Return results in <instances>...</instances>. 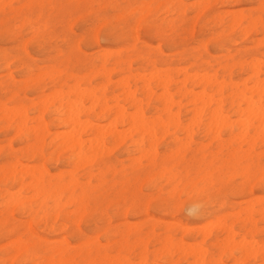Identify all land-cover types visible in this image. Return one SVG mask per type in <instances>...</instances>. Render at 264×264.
Segmentation results:
<instances>
[{"label": "rangeland", "instance_id": "374dc122", "mask_svg": "<svg viewBox=\"0 0 264 264\" xmlns=\"http://www.w3.org/2000/svg\"><path fill=\"white\" fill-rule=\"evenodd\" d=\"M8 1L9 0H1L0 4L7 2L8 4H18V5H25V4L56 5L57 6L56 8L48 9V11L53 14H59L62 17H67L69 26L70 27L73 25L75 26L74 30H78L77 35L79 36L80 39L76 45L77 51L75 52L74 57L71 59L70 63L66 60H57L56 54L45 57V60H47L50 64L55 62L57 64H62L63 67L52 70L48 73H45L44 75L39 74V70H37L38 78L36 77L34 80H31L30 84H27L25 86L24 88L25 98L21 101L18 98L16 80H14L13 77L16 78L20 77L21 74L20 68H22V66L10 67L4 62V49L5 47L11 49V41H5L3 39L4 37L3 28H2L3 20L0 19V28H1L0 29V33H1L0 35L1 36L0 37V146H1L0 161L2 159V161L0 162V241H2L4 238L5 214L7 213L9 218H11L13 212L15 211L16 203L19 198L18 196V198L15 199L17 197L15 194L18 195L21 192L27 194L26 195L27 200L29 198L32 199V200H28L30 206L28 208L27 213H25V215H35L31 207L32 203H35L37 205L36 211L43 209L45 212L43 218L44 220L42 221V223L43 222L44 223H43V227L41 228V235H43L42 237L51 241H55L57 239L65 240L66 236L72 235L69 229L70 228L69 221H70V217L72 216V213L69 212L68 209L73 208L74 206L77 207L79 206V204L77 203L74 204L73 202H69V200L73 196L80 195L83 189L86 194L85 200H89V199L95 200V199H102L105 197H114L122 206V210L114 213L118 221V224L114 226V228L117 229V231H114L112 233L111 242L105 241L103 245L98 246L95 249H92L88 247L86 241H82L80 244H71V241L69 240L70 247L56 249V250L45 249L43 255L41 256V259H45L51 262L52 264H63V262L66 263L67 261L68 262L66 264H74V263L104 264L105 261H111V259H113L114 257L118 258V256L111 255L108 252L111 250V248L116 247L118 252L122 248L127 252H129L131 255L135 256L137 259L157 260L160 258V256H166V259L169 261V264H171V262L175 264H189V263L192 264L194 262V259H191L190 257L186 256L187 255L186 253L183 254L182 250L179 252L178 251L176 252L175 250L176 254L175 252L173 254L164 253L165 252V251L163 252L164 244L165 243L170 244L173 241H175V249H176L178 246H180L178 244H180V242L182 241L181 243L183 246L182 249L184 248L183 250L187 249L185 247V244L186 246L190 244L191 246L188 245V248L191 249H193L192 247H194L193 244L198 245V247L200 248V246H202L205 243L204 236L206 235L208 230L209 233L212 234L214 239L216 236L220 235L219 232L221 230V227L224 226L225 224H227L226 226L233 225L234 235L249 234L250 230L254 227V225L256 227V234L257 235L259 234V225L264 223V220L259 215V213L254 214V219H255L254 223H250V222L245 223L246 221L244 220L247 219V214L249 212V210L247 212L245 208L250 207V204H251V208L249 209H254L256 212L260 210H264V187L261 186L262 178H264V164H262V160H264V150H262L264 149V137L259 136L260 139L256 138L257 140L254 139L253 137L254 141L253 140L249 141L250 137L256 136L258 133L261 134L262 132H258L254 127L247 129L249 126H247L248 123L246 122H245L247 126V128L245 126V128L247 129L246 133L249 134L248 136H250V137L248 136L246 137L248 141L246 140V138H242V140L239 139L238 141L237 140L238 138L235 137V135L237 136V134L240 133L241 129L245 133L246 129H243L239 124H242L244 122L243 120L246 118L245 117L246 115L247 117L249 116V119L253 118L250 117V113L251 114L253 113L252 109L255 108L258 109V107L255 105L258 104V102L255 103V101H257L258 99L256 97L252 99V101H254L255 104L253 102L250 103V101L248 102V104L249 103L252 105L254 104L256 106L255 107L253 105L255 108L253 106L252 108L250 105L248 106V104H246L247 101H245L246 103L240 101L241 104L236 102L234 103V105H232L231 101L229 100V96H228L229 94L226 91L224 96L226 98V102L223 105H221L222 107L221 110V109H217L219 105L217 100L220 99V96L214 93L213 100L215 99L214 100L215 102L212 100L211 106L207 104L208 108H205V111L203 110L204 111L203 114L201 112L202 115H200L199 113L200 115L199 117L201 119L196 123L195 121L197 119L195 120L194 117H196V114L198 117V113L194 114L193 111L196 110L195 107L199 108L200 110V108H204L207 105L206 102H202V101L199 102L200 104L193 102L190 103V101H192V97L186 96L184 94L183 87L185 85L183 84L184 83L183 80H185V76L187 73L191 76L194 74V72L201 71V69L203 68L202 64L205 63L208 64L209 76L212 75L213 79L216 78L219 81H222V78L226 77L228 80V77L231 76V78L234 81L237 82L246 81L248 88L252 86L253 80H250L251 77L250 69L244 66H240V63L238 62H230V61H231V57L236 54L232 50L236 49L237 51H239L238 44L247 43L250 47H254L258 51L259 46L256 47V44L253 42L256 40L260 41V39L262 38L261 32L259 30H254L249 35L246 34L245 36H243L239 41L228 42L224 38V29L221 27L220 22L223 17L227 16V14L229 15V10L237 5H244L247 11L250 10L258 11V5L261 3V0H240L239 3H233L231 1L226 2L225 0L223 1L208 0L207 3L205 2L207 0L205 1L204 0L203 1L201 0H12L11 3ZM99 4L122 6L114 10L120 14L119 16L115 17V23H119L121 18H125L128 15L136 12L142 13L143 16H148L150 13L156 12L158 15L160 13H163L164 17H170V11L168 9H153L147 7L137 8V7H129V6L187 5L188 7L183 9V13L193 11L192 6L211 5L214 7L211 9L207 7H200L196 9V14L194 16L188 17L187 20L182 18L181 25L187 23L188 27L187 28L181 27L179 32H177L174 37L162 42L152 32L142 28L139 23L136 24V28L139 29L137 32L133 31L131 27H128L127 29H120L119 31H117L113 27V23H114L113 18L98 19L94 15V13L99 12L100 11L99 9H90L87 7H83L88 5H99ZM171 11H176V10L173 9ZM209 12H211L212 14L208 15ZM183 13L178 12L177 14L183 16ZM90 14L92 15V18ZM220 14L221 17H218ZM86 17L87 18L90 17L89 18L90 21L93 22V27L91 29L86 28L83 24L82 26L79 25V23L81 24V20ZM257 20H259V18H257ZM112 35L114 36L113 38ZM197 37H206V39L203 38L197 39ZM110 41L111 43H109ZM88 45H90L91 48H89L90 46L88 47ZM126 46H130V47L136 46L140 53H130L125 50H121L123 49V47ZM48 51L53 52V48L49 47ZM107 51H111L113 53L120 51L121 52L120 57L124 61L127 58H130L131 69L129 70L126 65H122L121 67H115L113 58L109 59V62L104 64L105 60L103 58V55ZM147 55H149V58L153 62H155L156 71L158 72V75L160 74L159 75L160 77L156 75L157 74L156 71H155L156 74L154 75V73L152 72L153 68L151 67L150 63L142 60L143 58L144 59L147 58ZM9 64H11V61H9ZM225 66H227V68H225ZM159 69L161 70V72ZM178 69H180L181 71L180 70L177 71ZM149 73L150 74L153 73L154 75V77H152L149 82L151 87L150 91L153 92L152 94H154V96L151 99L150 97H148L150 94H147L146 92L147 90H144V92L141 91V89L142 90L144 89L143 86H145L144 85L145 83L144 81L138 78L139 77L138 75H143V74L148 75ZM165 74L166 75L168 74L167 76L169 77V79ZM163 75L166 76L167 78H164ZM155 76L156 77L158 76L157 80H154ZM162 79L163 80L166 79L165 81L168 80L169 84L166 83L167 86L169 85L168 86L169 89L166 90L169 93L168 96L165 95L167 92L165 91V89L163 90L164 86L162 87L161 86L162 84L158 82L159 80L161 81ZM172 80H174L175 82ZM125 81L126 84L127 83L129 84H127L126 87H123V85H125ZM108 82L110 84H108ZM162 83H164V81ZM106 84L108 85L106 86ZM77 85L82 89L80 90L79 88H77L76 87ZM75 87L76 90H74ZM185 87L188 90H195L196 93L201 91L200 88L194 87V83L190 81L187 82ZM70 90L71 93L69 94ZM72 90H74L75 93L77 92V90L79 91L75 94L73 93ZM89 90L92 91L93 96L87 97L91 95L88 93ZM135 90L137 91L136 101L138 102L139 100L140 102L142 101L141 107H140L141 104L140 102L139 105L133 104L132 99H129L130 96L129 94L125 96L126 93H128L127 91H130L131 94ZM216 90L217 89H215V91ZM56 92L59 95L62 93H63L62 95H64V93L66 92L67 93L64 96L62 95L59 96L56 94ZM79 92L80 93L84 92V93L80 94ZM162 92L163 94L165 92L166 93L162 96L161 95ZM171 93L172 95H170ZM51 94L52 96L50 97ZM82 94H86L83 95L85 97H83ZM96 95H97L96 98L97 104H94L95 101L93 100H95ZM54 96L57 99L58 97L59 98L61 97V99L56 100ZM81 96L83 98H81ZM166 96L167 97L171 96L173 99L172 106H171L172 100L171 101L169 100L170 102L167 100V103L168 102L170 103L169 108L172 107L171 109L168 108V105L165 104L166 101H164L165 99H170L171 97L166 98ZM53 97L55 100L52 99ZM75 97L76 99L81 98L79 100L77 99V105H79L77 106V109L79 112L76 111L77 109L75 110L76 115L80 113L78 116L73 115L74 112L73 108L76 106ZM49 99H51L52 102ZM45 100L48 101L49 103L46 104V106L49 105L47 109L46 106L45 107L43 106V104H45L44 102ZM70 100L71 101L74 100L72 101L74 106L71 105L72 102H70ZM81 100L82 102H80ZM104 100H107L105 102L107 105H109V107L106 106ZM176 101L177 102L179 101V103L177 104ZM42 102L44 103L42 104ZM216 102L218 104H215ZM61 103L64 104L60 105ZM91 103H93L94 106L96 105L95 110H94V106ZM69 104L71 105V107H73L72 108L73 112L71 111V108L69 109L70 106ZM116 104H118L117 107L119 105L120 106L118 108L112 107L113 105L115 106ZM91 105L92 108L90 109ZM82 106L87 109H85V111L84 109L82 110ZM209 106L211 108H209ZM105 107L106 108L108 107L107 108L108 110L106 109L105 111L104 110ZM249 107L252 109L248 110L250 109ZM119 108H121V110L124 111L125 115L123 117L125 118L128 116L127 118L123 119V117L120 116L118 117L115 115L117 113L116 110L119 111ZM7 109L11 111L13 110L15 111L17 109L18 112H16L17 110L15 111L17 117L16 118L13 117L12 116L13 113L12 115L9 116V113L11 114V111L5 112L7 111ZM163 109L166 111H164ZM213 109L214 111L216 109L221 110L220 113L224 115V116L223 115L219 116L221 114L217 113L216 110L213 116L215 117V119L218 116L217 122L219 117L220 118L223 117L224 119V117L225 116L227 117L228 115L227 118L231 119L233 125L235 124L234 135L231 134V132H229L227 128H224L223 126H222L223 129L221 128L219 131L215 129L216 128L215 126L212 127L209 125L212 122L211 118L213 117L212 116ZM257 109H255V111L257 112L254 111V113L256 114L258 112L261 113L260 111L261 107L260 109L258 110ZM88 110L89 112L91 110V114L86 112ZM92 110L94 111L92 112ZM199 110L197 109L196 112H200ZM43 111L45 113H43ZM66 111L72 113L70 114L72 118L69 117L70 115ZM103 111L105 112L103 113ZM141 111H142V115L144 114L143 116L145 117L144 118L141 115L143 117L141 118V120H143L144 122L146 121L144 126L147 125V127L145 128H148V126H150L149 129H151V126H154V132H151V134L152 135L154 134V136L152 137L153 140L158 139L157 142L156 140L152 142L153 141L152 138H151L152 141L150 139H149L150 141L146 140L150 136L148 135L149 131L146 132L144 127L141 126V128L138 129L140 132L136 129L140 127L139 124H137L141 122V120L139 122L140 118L138 120L135 119L134 122H131L133 121L134 117L138 118V116H140ZM21 112H23L24 116H20ZM100 112H102V115ZM133 112L135 115L132 114ZM81 113H83V115H81ZM215 113L217 116H215ZM260 113H258V115L264 117V115L262 114L260 115ZM167 114H169V116ZM72 115L75 117H73ZM258 115L257 118L259 117ZM37 116L38 117L41 116V118L43 117L44 122L42 121V119L38 118ZM115 116L117 117V119L114 118ZM170 116L171 118L172 117L173 118L170 119ZM175 116L177 117L175 121L179 119L180 122L177 121L178 123H175L174 121H172L174 120ZM1 117L3 119H1ZM23 117L25 119H23ZM76 117H78L79 119ZM130 117H132L133 119L131 118L132 120H130ZM155 117H157L158 119L153 121L152 119H154ZM179 117L181 118V120ZM12 118H15L14 121ZM73 118L79 120L78 121L79 122L78 125L80 124L79 126L75 125L76 120H74ZM239 118L243 119L242 120L243 122L239 121ZM71 119L74 120V123H71L73 122ZM160 119L161 122H159ZM66 120L68 122H66ZM83 120L84 121L89 120V122L87 121L88 123L92 122L91 123L92 127L89 124L84 123ZM115 120L116 123H114ZM150 120L153 121V124L155 125H152V122L150 124L148 122ZM248 120L246 121L248 122ZM251 120L252 119H250L249 121ZM256 120L252 121V123L249 122L250 123L249 125L250 126L253 125L258 128V126H256L258 125L257 124L258 121L256 122ZM261 120L264 119L262 118ZM128 121H130L131 123ZM221 121L222 118L219 120V123H221ZM238 121L240 123H238ZM81 122L84 125H89L85 127L87 128L90 127L89 128L90 130L87 129L85 132H82L81 129L83 130V128L84 129L86 128L84 127V125L81 124ZM109 122L110 123L113 122V124L112 123L110 124ZM108 123L112 127V129L114 127L117 131L119 130L118 134L121 131L124 135L128 133L129 137L128 136H125L124 138L122 137L123 138V141L121 142L122 145L121 143H118L121 141V138H119L120 135L118 136V134L115 133L116 130L113 129L114 131L113 130L112 131L115 134H117L119 141H116L117 139L115 134L112 135L109 133L108 136L107 133L105 135V129H106L105 127L110 128V126H108ZM132 123L133 125H135L134 127L135 132L131 130V127L133 128V126H131ZM188 123L190 124V126H192L191 128H193L194 132H191L192 129L188 127L189 126ZM194 123L196 126H194ZM258 123L259 126H262L260 122ZM41 124H42V131H40ZM159 124L160 127L158 126ZM162 124L164 125L168 124L169 127L167 125L168 128H166L165 126L164 129V126ZM174 124L178 125L177 129ZM245 124L243 123L242 126H244ZM81 125L83 126L82 128ZM72 126H74L75 128L79 127V130L77 129L79 132L76 129L75 132L79 133L80 135L79 137V135L77 134L78 137L80 138L79 140L77 139L78 142L83 140L81 143L79 142L81 146L78 145L80 147V151L82 152L79 151V148L75 145V143L73 144L71 142V139L74 140L73 137L69 139L70 136H72V133L70 132H74V131L68 132V130L72 129ZM98 126L99 127L101 126L102 129H100L101 127L99 128ZM219 126H217L218 129L220 128ZM74 127L72 130H74ZM94 128L96 130H98V128L100 130H104L103 131L104 140L102 139L103 137L101 138L102 143L100 141L99 142L94 141V137L96 139L98 138V136L96 137V135H94L95 132H98ZM142 128L145 130L146 133H144ZM32 129H37V130L32 132ZM126 129L131 130V132L129 130L127 131ZM189 129L191 130L189 131ZM165 130H169V132ZM259 130H261V128ZM17 131L19 132V134ZM80 131L82 134L80 133ZM107 131L109 130L107 129ZM253 131L255 132L253 133ZM42 132L43 135L41 138ZM47 132H50L51 134L50 133L48 134ZM59 132L63 133V135L62 134H60L62 136L58 135ZM66 132H68L69 134ZM133 133L136 134L132 135ZM140 133H142L141 138H140L141 135ZM164 133L167 135H165ZM100 134L101 133H99V136H101ZM191 134L194 135H192L193 137L190 139ZM162 136L163 138H161ZM261 136H264V133ZM54 137L55 139L53 140ZM213 137L215 138L214 140ZM233 137L236 139H234ZM127 138L128 140H126ZM142 139L145 140L143 143L145 151L139 150L135 145L136 142H138L139 140L143 141ZM174 139H177V141L176 140L174 141ZM89 140L90 142H88ZM91 140L96 142L97 145L98 143H100V145L105 146V147L102 146L101 148L103 149V154H101L102 156L99 155L100 158L98 156L99 154L98 150L97 151L95 150L100 147H96L97 145L93 142V144L95 145L94 146ZM187 140L188 142H186ZM85 141H87V143H85ZM155 142L157 147H155L154 144ZM227 142L230 143L228 144L229 147L227 145ZM249 142L251 143L249 144ZM106 143H108L109 145ZM152 143L154 146L152 145ZM188 143L189 145H187ZM149 144H151L152 146ZM184 144H186L187 146H185ZM201 144L205 145L206 147L205 149L206 153H204L205 155L197 152ZM74 145L76 146L75 148ZM88 145L90 146L88 147ZM241 145H243L244 147ZM6 146H7L8 157L12 160V163L8 167L7 175H5V164H4L6 158V153H5ZM248 146L251 147L252 150L251 152ZM106 147L108 149L110 148V151L108 153H105L106 152L105 150H107ZM149 147L150 149L151 147H153L154 149L156 148L155 151L152 148L153 150H151L152 152H150L152 156L149 155L150 153H146V151H150ZM184 147L186 148L184 149ZM63 148H66V150ZM86 148L88 150H86ZM111 148L113 150H111ZM246 148L248 149V151ZM92 150L95 151V153L98 152L96 157L94 156L95 154L92 156L93 154ZM231 150L235 151L236 153V157H237L236 162L234 159L230 158L229 151ZM59 151H61V153ZM153 151L156 153H153ZM261 151H263L262 152L263 154L261 153ZM81 153L85 155H82ZM145 153L146 155L148 154L149 157L148 155L146 156ZM79 154H81L80 159L82 160L75 159L76 157L77 158L79 157ZM142 154L147 158L144 157V159L142 160L143 158ZM154 154L155 157L153 156ZM90 155L92 158L95 157L93 158L94 159L93 161L91 160L93 163L89 159H87L90 158L89 157ZM83 156L90 163V164L86 163L87 166L84 165V167H82L83 165L80 166L81 163L77 165L79 161L83 163L86 162V160L82 158ZM139 156L142 157L140 158ZM135 159L136 160L141 159V161L140 160H138L139 162L137 161L140 164L135 162L136 161ZM16 163L23 165L24 168H27L26 166H28L31 168V170L33 169L32 166H36V168L37 167L41 168L42 166H44L42 171H40V169L38 170L39 172H42L40 174L44 176L45 183L47 184L49 182L51 184L50 185L51 187L48 189V193L41 196H37L35 199L34 195L36 194L35 192L36 190L31 188V186L34 185V184L31 185V183L33 182L32 179H30L29 177L25 178V180L22 182L23 184L13 180L11 181L9 179L10 178L9 173L11 171L10 169L12 168V166L14 167V164ZM150 164H152L153 166ZM221 168L227 171L229 182L235 181L237 179L240 180V183L236 186L235 191H229V193L226 194L224 198L218 201H214L213 204L209 206L202 207L200 204L196 203L193 200V198L190 196H186L183 200H181L180 193L184 192L185 188L189 186L194 187L196 184L202 182L212 172H218ZM244 169L248 170L249 172L248 177H244V174L242 172L244 171ZM45 171L49 175L46 174ZM92 172H93V176H91ZM171 173L173 176H171ZM169 177L172 178L170 179ZM71 181L73 182V184L71 183V186L69 187L68 184H70ZM15 184L17 186H15ZM7 185L8 188L6 187ZM148 185H151L153 187H151L150 192H145V189L149 187ZM257 185H259L261 189H259ZM18 189L21 190L19 191ZM163 189H168V193H165ZM54 190L58 191L57 194H59L60 197V203L58 205L54 202V199H56L57 196ZM16 191H18V193H16ZM13 197L15 198L13 199ZM173 197L175 198V202H173ZM11 198L17 201H15V203L12 202L11 204V200H12ZM251 199L254 201V203L251 202L252 201ZM8 200L10 201L9 203L6 202ZM188 200L189 202L191 200V202L189 203ZM5 203L8 204L6 205ZM183 207L185 208L183 209ZM200 209H203L204 212V217L201 219L196 217L197 212ZM202 219L204 220L202 221ZM169 222L172 224H170ZM218 224H220V226ZM86 227L88 228L87 234L89 235V237H91V235L93 234L99 235L95 222L93 223V227H88V226ZM203 229L206 230L205 233H203L204 232ZM223 237L224 236H221V239H223ZM183 242H185V244ZM207 242H208V246L212 247L211 239L207 240ZM196 245L194 249L197 248ZM161 247H162V253L160 250ZM0 251L4 252V253L0 252L1 254L0 260L11 261L12 259L16 258L15 255L5 254L4 245L2 243L0 244ZM143 252H146V254L143 255Z\"/></svg>", "mask_w": 264, "mask_h": 264}, {"label": "snow or ice", "instance_id": "6c2138e0", "mask_svg": "<svg viewBox=\"0 0 264 264\" xmlns=\"http://www.w3.org/2000/svg\"><path fill=\"white\" fill-rule=\"evenodd\" d=\"M56 5L46 4H0V19L3 20L4 40L11 41V49L5 47L4 62L10 67H19L21 75L16 80L18 98H25L24 88L34 80L39 70V74H45L57 68H62V64L55 62L49 63L45 60L46 56L57 55V60H66L69 63L77 51L76 45L79 41L77 35L78 30H74L75 26H69L67 17L59 14H53L48 9L56 8ZM90 9H99L94 13L98 19L113 18V27L119 31L131 27L133 31H138L136 24L139 23L142 28L152 32L162 42L169 40L179 32L180 28H187L188 24L181 25V19L187 20L196 14V9L207 7L209 9L214 6H192L193 11L183 13V9L187 5H137L129 7L137 8H153L168 9L170 17H164L163 13L157 15L156 12L143 16L142 13L136 12L121 18L119 23H115V17L120 14L114 11L122 6L117 5H88L83 6ZM175 9L176 11H171ZM183 13V16L177 13ZM212 13L209 12L208 15ZM91 15V14H90ZM259 18V23H257ZM81 23L91 29L93 22L89 18L82 19ZM221 27L224 29V38L228 42L239 41L246 34H250L254 30L261 32L259 50L250 47L247 43L238 44L239 51L233 49L236 54L231 57L230 62H238L244 67L251 69L253 63L258 60L260 73V106L261 114L264 115V0L258 5V11H247L244 5H237L229 10V15L221 20ZM107 30V29H106ZM206 39V37H197V39ZM49 47L53 48V52H49ZM11 61V64H9ZM264 150V149H262ZM6 158L5 175H7L8 167L12 160L8 157L7 146L5 149ZM264 164V160H262ZM240 180L228 181V173L225 169L218 172H212L202 182L194 187L185 188L180 193L183 200L186 196H190L193 200L203 206L212 205L214 201H218L229 193L235 191ZM261 186L264 187V178H262ZM171 187V186H169ZM151 186L145 189L150 192ZM168 193V189H163ZM24 192L19 194L15 211L11 218L5 214L4 238L0 243L4 245L6 255H15V259L11 261L0 260V264H50L49 261L41 259L45 249H61L70 247L71 244H80L86 241L88 247L95 249L101 246L105 241L111 242L112 233L117 231L114 228L118 224L114 213L122 210V206L114 197H105L102 199L85 200L79 204L69 208L72 213L69 221L71 236H66L65 240H47L41 235L43 227V218L45 212L43 209L36 211L37 205L31 204L35 215H25L29 208V202ZM173 202L175 198L173 197ZM98 229L99 235L87 234V227H91L93 223ZM166 254L175 252V241L165 243L164 249ZM200 250L206 253L204 264H264V223L259 225V234L251 231L249 234H239L228 236L218 245L208 246V242L200 246ZM110 254L119 258L111 261H105L104 264H169L166 256H161L157 260L137 259L124 249L117 251L116 247L111 248Z\"/></svg>", "mask_w": 264, "mask_h": 264}, {"label": "bare ground", "instance_id": "6f19581e", "mask_svg": "<svg viewBox=\"0 0 264 264\" xmlns=\"http://www.w3.org/2000/svg\"><path fill=\"white\" fill-rule=\"evenodd\" d=\"M0 1H1V0H0ZM11 1H12V0H9L8 2L11 3ZM201 1H203V0H201ZM204 1H205V0H204ZM222 1H223V0H222ZM225 1H226V2H227V1H228V2L231 1V2H233V3H239V2H240V0H225ZM205 2L207 3L208 0L205 1ZM220 2H221V1H220ZM5 3H7V2H5ZM221 5H222V4H221ZM229 5H230V4H229ZM256 7H257V6H256ZM204 10H205V9H204ZM250 11H251V10H250ZM202 12H203V11H202ZM225 13H227V12H225ZM201 14H202V13H201ZM157 15H158V14H157ZM227 15H228V14H227ZM87 16H88V15H87ZM218 17H221V14H220ZM89 18H90V17H89ZM91 18H92V15H91ZM198 18H199V17H198ZM201 20H202V19H201ZM81 21H82V20H81ZM78 22H79V21H78ZM195 22H196V21H195ZM257 23H259V20H257ZM73 24H74V23H73ZM76 24H77V23H76ZM76 24H75V25H76ZM79 25L82 26V23H81V24L79 23ZM82 28H83V27H82ZM0 29H1V28H0ZM102 30H103V29H102ZM82 31H83V30H82ZM135 32H137V31H135ZM84 33H85V32H84ZM100 33H101V32H100ZM140 33H141V32H140ZM0 35H1V33H0ZM248 35H249V34H248ZM105 36H106V33H105ZM0 37H1V36H0ZM113 37H114V36L112 35V38H113ZM135 37H136V36H135ZM109 38H110V37H109ZM3 39H4V38H3ZM134 39H136V38H134ZM1 41H2V40H1ZM135 41H136V40H135ZM85 42H86V41H85ZM119 42H120V41H119ZM119 42H118V43H119ZM3 43H4V42H3ZM83 43H84V42H83ZM92 43H93V42H92ZM109 43H111V41H110ZM114 43H115V42H114ZM120 43H121V42H120ZM120 43H119V44H120ZM222 43H223V42H222ZM253 43H255V44H256V47H257V46H259L260 41H259V40H256V41H254ZM104 44H105V43H104ZM107 45H108V44H107ZM164 45H165V44H164ZM89 46H90V45H88V47H89ZM103 46H104V45H103ZM115 47H116V45H115ZM89 48H91V46H90ZM93 48H96V47H93ZM121 50H125V51L130 52V53H140V52L138 51V49H137L136 46H131V47H130V46H126V47H123V49H121ZM102 51H103V50H102ZM141 53H142V52H141ZM148 53H149V52H148ZM84 54H85V53H84ZM120 54H121L120 51L115 52V53H113V52H111V51H107V52L103 55V58H104V60H105L104 64H106L107 62H109V59L113 58V59H114V66H115V67H121L122 65H126L127 68L130 70V69H131L130 58H127V59L124 61V60L121 59ZM142 60H143V61H146V62H148V63L151 64V67L153 68V71H152V72H153L154 75H155L156 72H157V71H156V64H155V62H153V61L149 58V55H147V58H145V59L143 58ZM96 61H97V60H96ZM134 64H135V63H134ZM240 66H243V65L240 64ZM202 67H203V68L201 69V71H196V72H194V74L191 75V76L187 73L186 76H185V80H183V81H184L183 84H184L185 86H186L187 82L190 81V82H193V83H194V87H198V88L201 89L200 92L196 93L195 90H188L185 86L183 87V92H184V94H185L186 96H191V97H192V101H190V103H191V102H193V103H199V102L202 101V102H206V105L208 104V105L211 106V104H212V100H213V94L215 93V94H217L218 96H220V99H219V100L216 99L217 102L219 103L217 109H221V108H222L221 105H223V104L226 102V98H225L224 96H225V93H226V91H227L228 94H229V95H228V96H229V100L231 101L232 105H234V103H236V102H238V103L241 104L240 101H243V102L247 101V103L245 102L246 104H248L249 101H250V103H251V102L254 103V101H252V99L256 97L258 100L256 99L257 101H255V103L258 102V104H255V103H254V104L258 107V109H260V107H261V106L259 107V105H260V104H259V103H260V73H259L258 60H257L255 63H253L252 68L250 69V73H251V75H250V76H251V77H250V80H253V84H252V86L249 87V88L247 87L246 81H243V82L238 81V82H237V81H234V80L231 78V76L228 77V80H227L226 77L222 78V81H219V80L216 79V78L213 79V78H212V77H213L212 75L209 76V71H208L209 68H208V64L203 63V64H202ZM225 68H227V66H225ZM12 69H13V68H12ZM159 70H160V69H159ZM179 70H180V69H178L177 71H179ZM108 71H109V70H108ZM155 71H156V72H155ZM180 71H181V70H180ZM185 71H186V70H185ZM185 71H184V72H185ZM57 72H58V71H57ZM160 72H161V70H160ZM162 72H163V71H162ZM17 73H19V72H17ZM110 73H111V72H110ZM153 73H152V74L149 73L148 75H147V74H145V75H144V74H143V75H138V76H139L138 78H139L140 80L144 81V83H145V84H144L145 86H143L144 89H143V90L141 89V91L144 92V90H147V91H146L147 94H150V95H151V96H150V95L148 96V97H150V99L154 96V94H152L153 92L150 91V90H151V89H150L151 87H150V83H149L150 80H151V78L154 77ZM185 73H186V72H185ZM14 74H15V73H14ZM161 74H162V73H161ZM179 74H180V73H179ZM20 75H21V74H20ZM43 75H44V74H43ZM108 75H109V74H108ZM131 75H132V74H131ZM156 75H158V72H157ZM159 75H160V74H159ZM159 75H158V76H159ZM165 75H166V74H165ZM167 75H168V74H167ZM167 75H166V76H167ZM14 76H15V75H14ZM158 76H157V77H158ZM161 76H162V75H161ZM163 76H164V75H163ZM166 76H164V78H167V77H168V76H167V77H166ZM214 76H215V75H214ZM109 77H110V76H109ZM157 77L155 76L156 79L154 78V80H157V79H158ZM159 77H160V76H159ZM18 78H19V77H18ZM37 78H38V77H37ZM126 78H127V77H126ZM126 78H125V79H126ZM147 78H149V79H147ZM122 79H123V78H122ZM127 79H128V78H127ZM159 79H160V78H159ZM168 79H169V77H168ZM47 80H48V79H47ZM109 80H110V78H109ZM123 80H124V79H123ZM128 80H129V79H128ZM128 80H127V81H128ZM148 80H149V81H148ZM154 80H153V81H154ZM165 80H166V79H165ZM165 80H163V79L161 80L162 82L164 81V83H162L160 80H159L158 82H160V84H162V85H161L162 87L164 86L163 90L165 89V91H166V90L169 89V87H168L169 85L167 86V84H169V83H168V80H167V81H165ZM138 81H139V80H138ZM172 81H174V80H172ZM179 81H180V80H179ZM183 81H182V82H183ZM73 82H74V81H73ZM109 82H110V81H109ZM109 82H108V84L111 83V82H110V83H109ZM158 82H157V83H158ZM174 82H175V81H174ZM180 82H181V81H180ZM112 83H113V82H112ZM166 83H167V84H166ZM48 84H49V83H48ZM93 84H94V83H93ZM108 84H106V86H107ZM113 84H114V83H113ZM123 84H124V83H123ZM127 84H129V83H127ZM127 84H126V81H125V85H123V87H126ZM158 84H159V83H158ZM176 84H177V83H176ZM183 84H182V85H183ZM116 85H117V84H116ZM156 85H157V84H156ZM171 85H172V84H171ZM79 86H80V85H79ZM121 86H122V85H121ZM159 86H160V85H159ZM76 87L79 88L80 90L82 89L81 87H78V85H77ZM76 87H75L74 90H76ZM128 87H129V86H128ZM180 87H181V86H180ZM32 88H33V87H32ZM37 88H38V87H37ZM50 89H51V88H50ZM98 89H99V88H98ZM100 89H101V87H100ZM102 89H103V88H102ZM105 89H106V88H105ZM127 89H128V88H127ZM215 89H217V90L215 91ZM35 90H36V89H35ZM74 90H72L73 93H75ZM124 90H125V89H124ZM129 90H130V89H129ZM131 90H132V89H131ZM29 91H30V90H29ZM31 91H32V90H31ZM78 91H79V90H77V92H78ZM89 91H91V90H89ZM89 91H88V93L91 94V95H89V96H87V97L93 96V95H92V91H91V92H89ZM95 91H96V90H95ZM105 91H106V90H105ZM125 91H126V90H125ZM67 92H69V91H67ZM67 92H66V93H67ZM77 92H76V93H77ZM96 92H97V91H96ZM96 92H95V93H96ZM127 92H128V93H126L125 96H127V95L129 94V95H130V96H129V99H132L133 104H134V105H139L140 100H139V102L136 101V92H137V91H136V90L133 91V92L131 91V92H132L131 94H130V91H127ZM148 92H149V93H148ZM166 92L168 93V91H166ZM166 92H165V93H166ZM178 92H179V91H178ZM30 93H31V92H30ZM32 93H33V92H32ZM66 93H64V95H65ZM70 93H71V90H70L69 94H70ZM73 93H72V94H73ZM76 93H75V94H76ZM79 93H80V92H79ZM81 93H84V92H81ZM81 93H80V94H81ZM86 93H87V91H86ZM88 93H87V95H88ZM121 93H122V92H121ZM123 93H124V91H123ZM154 93H156V92H154ZM158 93H159V92H158ZM165 93H164V94H165ZM167 93H166L165 95L168 96L169 93H168V94H167ZM56 94L59 95L57 92H56ZM62 94H63V93H62ZM62 94H60V95H62ZM102 94H103V91H102ZM147 94H146V95H147ZM164 94H163V92L161 93L162 96H163ZM60 95H59V96H60ZM64 95H62V96H64ZM67 95H68V94H67ZM83 95H86V94H82V96H83ZM94 95H95V94H94ZM107 95H108V94H107ZM159 95H160V94H159ZM170 95H172V93H171ZM33 96H34V94H33ZM51 96H52V94L50 95V97H51ZM78 96H79V95H78ZM82 96H81V98L85 97V96H83V97H82ZM123 96H124V94H123ZM138 96H139V94H138ZM162 96H161V97H162ZM167 96H166V98H170V97H171V96H169V97H167ZM4 97H5V96H4ZM54 97H55V96H54ZM54 97L52 98L53 100H55ZM79 97H80V96H79ZM87 97H86V99H87ZM146 97H147V96H146ZM159 97H160V96H159ZM55 98H56V97H55ZM62 98H63V97H62ZM81 98H79V99H81ZM96 98H97V95H96V97H95V100H93V101H95L94 104H97V102H96L97 99H96ZM100 98H101V97H100ZM100 98H99V99H100ZM126 98H127V97H126ZM144 98H145V97H144ZM163 98H164V97H163ZM163 98H161V99H163ZM47 99H48V97H47ZM58 99H61V97H60V98L58 97ZM58 99L56 98V100H58ZM77 99H78V98H77ZM77 99H76V97H75V100H76V106L74 107L75 109H74L73 107H71V105L74 106V105H73V102H72V101H74V100H72V101L70 100V102H72V103H71V105L69 104V105H70V106H69V109L71 108V111H72V108H73V111H74V112H73V111H72V112H73V115H75V116H78V115L80 114V113H78V115L75 114L76 111H78L77 106H79V105H77ZM79 99H78V100H79ZM93 99H94V98H93ZM105 99H106V98H105ZM107 99H109V98H107ZM49 100L51 101V99H49ZM66 100H67V99H66ZM66 100H65V101H66ZM113 100H114V99H113ZM141 100H142V99H141ZM158 100H160V99H158ZM167 100H168V101H169V100H170V101L172 100V101H171V106H172V104H173V99H172V97H171L170 99H165V100H164V101H166L165 104H167V105H168V108H169V107H170V106H169V105H170V103H169L170 101L167 103ZM214 100H215V99H214ZM214 100H213V101H214ZM99 101H100V100H99ZM105 101H107V100H104V103L106 104ZM149 101H150V100H149ZM44 102H45V104H43ZM44 102H42V104H43L44 107L46 106V104H49L48 101H46V100H45ZM46 102H47V103H46ZM51 102H52V101H51ZM51 102H50V103H51ZM80 102H82V100H81ZM80 102H79V103H80ZM141 102H142V101H141ZM141 102H140V103H141ZM176 102H177V101H176ZM207 102H208V103H207ZM214 102H215V101H214ZM217 102H216L215 104H218ZM34 103H35V102H34ZM39 103H40V102H39ZM67 103H68V102H67ZM79 103H78V104H79ZM98 103H99V102H98ZM104 103H102V104H104ZM178 103H179V101L177 102V104H178ZM250 103L248 104V106L250 105V106L252 107L254 104L252 105V104H250ZM40 104H41V103H40ZM63 104H64V103H63ZM63 104L61 103L60 105H63ZM84 104H85V103H84ZM91 104L94 106L93 103H91ZM163 104H164V103H163ZM175 104H176V103H175ZM175 104H174V105H175ZM199 104H200V103H199ZM82 105H83V104H82ZM88 105H89V104H88ZM92 105H91L90 109L92 108ZM117 105H118V104H116L115 106L113 105L112 107H117ZM188 105H189V103H188ZM203 105H204V104H203ZM203 105H202V107H203ZM208 105H207L206 107H204V108H200V110H199V108L195 107L196 110L198 109L200 112H196V110H195V111H193L194 114H195V113H198V117H199L200 115H202V114L204 113L205 108H208ZM255 105H254V106H255ZM67 106H68V104H67ZM80 106H81V104H80ZM83 106H84V105H83ZM83 106H82V110L84 109V111H85V109H87V108H84ZM95 106H96V105H95ZM95 106H94V110H95ZM106 106L109 107V105H107V104H106ZM119 106H120V105H119ZM119 106H118V107H119ZM121 106H122V105H121ZM141 106H142V103L140 104V107H141ZM178 106H179V105H178ZM210 106H209V108H211ZM239 106H240V105H239ZM239 106H238V107H239ZM254 106H253V107H254ZM256 106H255V107H256ZM48 107H49V105L46 106V109H47ZM61 107H62V106H61ZM108 107H107V108H108ZM110 107H111V106H110ZM112 107H111V108H112ZM118 107H117V108H118ZM198 107H199V106H198ZM245 107H246V106H245ZM253 107H252V108H253ZM255 107H254V108H255ZM7 108H8V107H7ZM10 108H11V107H10ZM64 108H65V107H64ZM107 108L105 107L104 110L106 111ZM171 108H172V107H171ZM171 108H169V109H171ZM247 108H248V107H247ZM249 108H250V107H249ZM252 108H250V109H248V110H251ZM5 109H6V107H5ZM13 109H14V108H13ZM60 109H61V108H60ZM60 109H59V110H60ZM76 109H77V110H76ZM80 109H81V108H80ZM109 109H110V108H109ZM114 109H115V108H114ZM166 109H167V107H166ZM169 109H168V110H169ZM217 109H216V110H217ZM255 109H257V108H255ZM255 109H252V112H253L252 114H253V115L250 113V117H253V118H250V119H252L251 121H249L250 119H249V116L247 117V115L245 116L246 118L244 117V118H245L244 120L241 119V118H239V121H241V122L244 121V122H243L244 124H245V122L248 123L247 126H249V127L247 128L246 124H245L244 126H242L243 123H242V124H239V125H240L243 129H246V128L249 129V128H253V127H254L258 132H262V133H261V134L258 133L256 136H252V137H250V136H248L249 134L246 133L247 129L245 130V133H244V131H242V129H241L240 133H238L237 136L235 135V137L238 138V139H237L238 141H239V139L242 140V138H246L247 136L250 137L249 141H250V140H253V137H254V139H256V138L258 139L259 136H260V137H264V136H261V135H263V133H264V123H263L264 120H261V119H262V118L264 119V117L258 115V113H260V112H258L257 114L254 113ZM258 109H257V110H258ZM16 110H17V109H16ZM16 110H15V111H16ZM25 110H26V109H25ZM42 110H43V109H42ZM75 110H76V111H75ZM82 110H81V111H82ZM94 110H92V112H93ZM107 110H108V109H107ZM111 110H112V109H111ZM141 110H142V108H141ZM163 110H164V109H163ZM203 110H204V111H203ZM216 110H215V111H216ZM221 110H222V109H221ZM221 110H217V113H220ZM248 110H247V112H248ZM10 111H11V110H8V109H7V111H5V112H10ZM15 111H14V110L11 111V114L9 113V116L12 115V113H13L12 116L16 118V117H17V114L15 113ZM40 111H41V109H40ZM69 111H70V110H69ZM71 111H70V112H71ZM81 111H80V112H81ZM105 111H103V113H104ZM109 111H110V110H109ZM164 111H166V110H164ZM164 111H163V112H164ZM189 111H190V110H189ZM212 111H213V113H212V112H211V113H212V116H213L215 111H214V109H213ZM244 111H246V110H244ZM260 111H261V109H260ZM16 112H18V110H17ZM23 112H24V110H23ZM23 112H21V115H20V116H24V115H23ZM64 112H65V111H64ZM66 112H68V111H66ZM70 112H68L69 115L72 114V113H70ZM78 112H79V111H78ZM82 112H83V111H82ZM86 112L89 113V114H91V110H90V112H89V110L86 111ZM116 112H117V113H116L115 115L118 116V117H119V116H120V117H123V116L125 115V114H124V111L121 110V108H119V111L116 110ZM136 112H137V111H136ZM171 112H172V110H171ZM201 112H202V114H201ZM240 112H241V111H240ZM242 112H243V111H242ZM247 112H246V114H247ZM250 112H251V111H250ZM255 112H257V111H255ZM14 113H15L16 115H15ZM19 113H20V112H19ZM19 113H18V114H19ZM43 113H45V112L43 111ZM62 113H63V112H62ZM83 113H84V112H83ZM83 113H81V115H83ZM100 113H101V115H102V112H100ZM164 113H165V112H164ZM168 113H169V112H168ZM173 113H174V112H173ZM178 113H179V112H178ZM178 113H175V114H178ZM199 113H200V115H199ZM206 113H207V112H206ZM24 114H25V113H24ZM66 114H67V113H66ZM128 114H129V113H128ZM132 114H134V112H133ZM136 114H137V113H136ZM169 114H170V113H169ZM169 114H167V115L169 116ZM220 114H221V115H219V116H222V115H223L222 113H220ZM239 114H240V113H239ZM248 114H249V113H248ZM254 114L256 115V117H255ZM26 115H27V114H26ZM26 115H25V118H26ZM73 115H72V116H73ZM134 115H135V114H134ZM141 115H142V111H141L140 116L137 115L138 118H135V117H134V119H133L132 117H130V120L133 119V121H131V122H134L135 119L138 120L139 118H140V119H139V122H140L141 118L144 117V116H143L144 114L142 115L143 117H142ZM241 115H242V113H241ZM257 115L259 116L258 118H257ZM260 115H261V113H260ZM75 116H73V117H75ZM116 116L114 117L115 119H117ZM131 116H132V115H131ZM194 116H195V115H194ZM212 116H211V117H212ZM215 116H217L216 113H215ZM223 116H224V115H223ZM5 117H6V116H5ZM7 117H8V116H7ZM37 117H38V116H37ZM69 117L72 118L71 115H70ZM69 117H68V119H69ZM111 117H112V116H111ZM127 117H128V116H127ZM127 117H125V118H127ZM157 117H158V116H157ZM157 117H155V118L152 119V120L155 121L156 119L159 118V117H158V118H157ZM182 117H183V116H182ZM198 117H197V114H196V117H194L195 120L197 119V120L195 121L196 123L201 119L200 117H199V119H198ZM201 117H202V116H201ZM213 117H214V116H213ZM213 117L211 118V120H212L211 124H213V125L209 124L210 126H212V127L215 126V127H216L215 129H217V130H219V131H220L221 128L223 129V127H224V128H227V130H228L229 132H231V134L234 135V133H235V127H234V125H235V124L233 125V123L231 122V119L227 118L228 115H227V117L225 116L224 119H223V117H221V118H222L221 123H219V120L221 119L220 117H219V119H218V122H217V117H218V116L216 117V119H215V117H214V118H213ZM239 117H240V116H239ZM15 118H12L13 121H14ZM25 118L23 117V119H25ZM38 118L42 119V121L44 122L43 117L41 118V116H40V117H38ZM76 118H78V117H76ZM96 118H97V117H96ZM125 118L123 117V119H125ZM131 118H132V119H131ZM144 118H145V117H144ZM172 118H173V117H172ZM172 118H171V116H170V119H172ZM176 118H177V117L175 116V117H174V120H172V121H174L175 123L180 122L179 119L175 121ZM179 118H180V117H179ZM192 118H193V116H192ZM259 118H260V119H259ZM1 119H3V118L1 117ZM65 119H66V117H65ZM73 119L76 120L75 118H73ZM78 119H79V118H78ZM91 119H92V118H91ZM91 119H90V120H91ZM186 119H187V118H186ZM214 119H215V120H214ZM240 119H241V120H240ZM248 119H249V120H248ZM253 119H254V120L257 119L256 122L258 121V122H260V123L263 121V122L261 123L262 126H259V123H258V122H257L258 125H256V126H258V128L255 127V126H253V125L250 126V125H249V124H250L249 122L252 123V121H254ZM258 119H259V120H258ZM17 120H18V119H17ZM37 120H39V119H37ZM71 120H72V119H71ZM74 120H72L73 122H71V123H74ZM112 120H114V119H112ZM180 120H181V118H180ZM213 120H214V123H213ZM237 120H238V119H237ZM242 120H243V121H242ZM246 120H248V122H247ZM21 121H22V119H21ZM26 121H27V120H26ZM69 121H70V120H69ZM78 121H79V120H76L77 124H76V122H75V125H76V126H77L78 123H79ZM83 121H84V120H83ZM87 121L89 122V120H87ZM87 121L85 120L84 123H87V124H89V125L91 126V123H92V122H91V123H88ZM120 121H121V120H120ZM153 121L150 120V121H148V122H149L150 124H151V122H152V125H155V124H153ZM157 121H158V120H157ZM157 121H156V123H157ZM168 121H169V120H168ZM172 121H171V122H172ZM177 121H178V122H177ZM191 121H192V120H191ZM235 121H236V120H235ZM239 121H238V123H240ZM5 122H6V121H5ZM9 122H11V121H9ZM66 122H68V121L66 120ZM128 122H130V121H128ZM131 122H130V123H131ZM142 122H143V123H142ZM159 122H161V119L159 120ZM162 122H163V121H162ZM189 122H190V121H189ZM193 122H194V120H193ZM215 122H216V123H215ZM109 123H110V122H109ZM109 123H108V126H110ZM111 123L113 124V122H111ZM111 123H110V124H111ZM114 123H116V120L114 121ZM140 123H142V124H140ZM140 123H137V124H139L140 127H138V125H137L138 128H136V129L138 130V129H140L141 126H142V127H144V129L146 130V132L149 131L148 135H149L150 137H148V139H146V140L150 141L151 138L154 136V134H153V135L151 134V132H154V126H151V129H149L150 126H148V128H145V127H147V125L144 126L145 123H146V121L144 122L143 120H141ZM168 123H169V122H168ZM20 124H21V123H20ZM22 124H23V123H22ZM24 124H25V123H24ZM45 124H46V123H45ZM68 124H69V123H68ZM81 124H82V122H81ZM93 124H94V123H93ZM102 124H103V123H102ZM160 124H161V123H160ZM160 124L158 125L159 127H160ZM179 124H180V123H179ZM188 124H189V123H188ZM216 124H217V125H216ZM43 125H44V123H43ZM70 125H71V124H70ZM75 125H74V126H75ZM79 125H80V124H79ZM79 125H78V126H79ZM82 125H84V124H82ZM82 125H81V128L83 127ZM89 125H84V127H85V126H89ZM115 125H116V124H115ZM115 125H114V126H115ZM162 125L164 126V129H165V126H166V128L169 127L168 124H166V125L162 124ZM162 125H161V126H162ZM167 125H168V127H167ZM174 125H175V124H174ZM176 125H177V124H176ZM176 125H175V127H176V129H177V128H178V125H177V126H176ZM219 125H221V126H219ZM23 126H24V125H23ZM39 126H40V125H39ZM45 126H46V125H45ZM74 126H72V129H73ZM103 126H104V125H103ZM131 126H133V128L131 127V130H133V132H135V128H134L135 125H133V123H132ZM172 126H173V125H172ZM194 126H196L195 123H194ZM194 126H193V127H194ZM206 126H207V125H206ZM217 126H219L220 128L218 129ZM222 126H223V127H222ZM240 126H238V127H240ZM245 126H246V128H245ZM37 127H38V125H37ZM91 127H92V126H91ZM98 127H99V126H98ZM100 127H101V126H100ZM100 127H99V128H100ZM104 127H105V126H104ZM159 127H158V128H159ZM186 127H187V126H186ZM188 127L191 128L192 126H190V124H189ZM188 127H187V128H188ZM198 127H200V126H198ZM19 128H20V127H19ZM43 128H44V127H43ZM85 128H86V129L83 128L84 131H83L82 129H81V131H82V132H85V131H86L87 129H89L90 127H89V128L85 127ZM96 128H97V126H96ZM99 128H98V130H96V129L94 128L96 131H98V132H95V133H94V135H96V137L98 136L97 139L94 137V141H98V142L100 141V142H101L102 139L104 140V132H103L104 130H100V129H102V127H101L100 129H99ZM105 128H106V129H105ZM105 128H104V129H105V135H106L107 133H108V134H107L108 136H109V133L112 134V135L115 134V133L118 134V131H119V130L117 131L114 127H113V129L117 131V132L115 131V133L113 132L114 130L112 129L111 126H110V128H107V127H105ZM209 128H211V127H209ZM209 128H208V131H209ZM260 128H261L262 131L259 130ZM30 129H31V128H30ZM45 129H46V128H45ZM72 129H71V130H68V132H69V131H74V132H70V133H72V136H70L69 139H71V138L73 137L74 140L71 139V142H72L73 144L75 143V145L79 148V151H80V147H79V146H81V144H79V142L81 143L83 140H81V141L78 142V140L80 139V138H79L80 135H79V133H76V132H75L77 129L79 130V127H78V128H77V127H76V128L74 127V130H72ZM75 129H76V130H75ZM107 129H108L109 131H107ZM144 129L142 128V130L144 131V133H146ZM147 129H149V130H147ZM161 129H162V128H161ZM176 129H175V130H176ZM191 129H192L191 132H194V131H193V128H191ZM191 129H189V131H190ZM36 130H37V129H32V132H34V131H36ZM78 130H77V131H78ZM89 130H90V129H89ZM99 130H100V131H99ZM112 130H113V131H112ZM121 130H122V129H121ZM126 130H127V129H126ZM128 130H129V129H128ZM128 130H127V131H128ZM131 130H129V131L131 132ZM137 130H136V131H137ZM151 130H152V131H151ZM187 130H188V129H187ZM256 130H255V131H256ZM40 131H42V124H41V130H40ZM81 131H80V133H81ZM110 131H112L113 133L110 132ZM123 131H124V130H123ZM127 131H126V132H127ZM138 131H139V130H138ZM165 131H168V132H169V130H165ZM180 131H181V130H180ZM221 131H222V130H221ZM225 131H226V130H225ZM255 131H253V133H254ZM257 131H256V132H257ZM17 132H18V131H17ZM37 132H38V131H37ZM68 132H66V133H68ZM78 132H79V131H78ZM89 132H90V131H89ZM139 132H140V131H139ZM141 132H142V131H141ZM185 132H186V129H185ZM251 132H252V131H251ZM47 133L49 134L50 132H47ZM99 133H101V134H100L101 136H99ZM124 133H125V132H124ZM142 133H143V132H142ZM142 133H140V134H141V135H140V138H141V136H142ZM166 133H167V132H166ZM208 133H209V132H208ZM219 133H220V132H219ZM18 134H19V132H18ZM48 134H47V135H48ZM50 134H51V133H50ZM60 134L63 135V133H60V132H59L58 135H60ZM68 134H69V133H68ZM68 134H67V135H68ZM77 134L79 135V137H78ZM81 134H82V133H81ZM117 134H115V135H116V139H117L116 141H119V140H118V136H119V135L121 136V137L119 136V138H121V141L118 142V143H121V142L123 141V138H124L125 136H128V133H126V135H124V134L122 133V131L118 134V136H117ZM121 134H122L123 136H122ZM134 134H136V133H133L132 135H134ZM164 134H165V133H164ZM42 135H43V132H42V134H41V138H42ZM62 135H60V136H62ZM67 135H66V136H67ZM74 135H76V136H74ZM144 135H145V134H144ZM146 135H147V134H146ZM148 135H147V136H148ZM165 135H167V134H165ZM165 135H164V136H165ZM186 135H187V134H186ZM192 135H194V134H191L190 139L193 137ZM56 136H57V135H56ZM130 136H131V133H130ZM187 136H188V135H187ZM214 136H215V135H214ZM222 136H223V135H222ZM14 137H15V136H14ZM20 137H21V136H20ZM58 137H59V136H58ZM63 137H64V136H63ZM67 137H68V136H67ZM74 137H75V138L77 137V138L75 139ZM90 137H91V136H90ZM99 137H100V139H99ZM102 137H103V138H102ZM105 137H107V136H105ZM122 137H123V138H122ZM128 137H129V136H128ZM144 137H146V136H144ZM188 137H189V136H188ZM216 137H217V136H216ZM22 138H23V136H22ZM37 138H38V137H37ZM41 138H40V140H41ZM64 138H65V137H64ZM87 138H88V137H87ZM101 138H102V139H101ZM136 138H137V137H136ZM159 138H160V137H159ZM161 138H163V136H162ZM218 138H219V136H218ZM233 138H234V137H233ZM233 138H232V139H233ZM251 138H252V139H251ZM11 139H12V138H11ZM19 139H20V138H19ZM54 139H55V137L53 138V140H54ZM77 139H78V140H77ZM85 139H86V138H85ZM95 139H96V140H95ZM149 139H150V140H149ZM190 139H189V140H190ZM214 139H215V138L213 137V140H214ZM234 139H236V138H234ZM257 139H256V140H257ZM259 139H260V138H259ZM57 140H58V139H57ZM75 140H76V141H75ZM86 140H87V139H86ZM92 140H93V139H92ZM92 140H91V141H92ZM105 140H106V138H105ZM126 140H128V138H127ZM142 140H143V139H142ZM152 140H153V138H152ZM152 140H151V141H152ZM154 140H156V139H154ZM154 140H153L152 142H154ZM157 140H158V139H157ZM157 140H156V142H157ZM175 140L177 141V139H174V141H175ZM179 140H180V139H179ZM246 140L248 141L247 138H246ZM246 140H245V141H246ZM261 140H262V139H261ZM261 140H260V141H261ZM55 141H56V140H55ZM73 141H74V142H73ZM94 141H92V144H93ZM144 141H145V140H143V141L139 140L138 142L135 141V142H136L135 145L137 146V148H138L139 150H144V144H143ZM161 141H162V139H161ZM216 141H217V140H216ZM232 141H233V140H232ZM253 141H254V140H253ZM253 141H252V142H253ZM262 141H263V140H262ZM47 142H48V141H47ZM88 142H90V140H89ZM98 142H97V143H98ZM156 142L154 143V144H155V147H157ZM186 142H188V140H187ZM189 142H190V141H189ZM212 142H213V141H212ZM212 142H211V143H212ZM236 142H237V141H236ZM255 142H256V141H255ZM255 142H254V144H255ZM85 143H87V141H85ZM94 143L96 144V142H94ZM101 143H102V142H101ZM243 143H244V142H243ZM250 143H251V142H249V144H250ZM43 144H44V143H43ZM89 144H90V143H89ZM106 144H108V143H106ZM203 144H205V143H203ZM203 144H201L200 148H198V151H197V152L200 153V154H204V153H206V152H205L206 147H205V145H203ZM208 144H209V143H208ZM228 144H230V143L227 142V145H228ZM252 144H253V143H252ZM252 144H251V145H252ZM254 144H253V145H254ZM59 145H60V143H59ZM61 145H62V144H61ZM75 145H74V148L76 147ZM78 145H79V146H78ZM93 145H94V144H93ZM96 145H97V144H96ZM108 145H109V144H108ZM121 145H122V143H121ZM149 145H151V144H149ZM152 145H153V143H152ZM152 145H151V146H152ZM184 145L187 146V145H189V143H188L187 145H186V144H184ZM22 146H23V145H22ZM89 146H90V145H88V147H89ZM94 146H95V145H94ZM102 146H104V145H100V143H98V145L96 146V147H100V148H98V149H95L96 151L98 150V152H99L98 156H99V155L102 156L101 154H103V149H101ZM153 146H154V145H153ZM206 146H207V145H206ZM241 146H243V145H241ZM0 147H1V146H0ZM61 147H62V146H61ZM91 147H92V146H91ZM104 147H105V146H104ZM132 147H133V146H132ZM228 147H229V145H228ZM243 147H244V146H243ZM248 147H249V146H248ZM93 148H94V147H93ZM93 148H92V149H93ZM106 148H107V147H106ZM147 148H148V147H147ZM152 148H153V147H151V149H150V147H149L150 151H146V153H150V152H152L151 150L154 149V148H153V149H152ZM182 148H183V147H182ZM185 148H186V147H184V149H185ZM63 149L66 150V148H63ZM63 149H62V150H63ZM76 149H77V148H76ZM76 149H75V150H76ZM90 149H91V148H90ZM99 149H101V150H99ZM130 149H131V147H130ZM155 149H156V148H155ZM155 149H154V151H155ZM246 149H247V148H246ZM77 150H78V149H77ZM86 150H88V149L86 148ZM93 150H94V149H93ZM93 150H92V153H93L92 156L95 154L94 156L96 157L98 152L95 153V151H93ZM111 150H113V149L111 148ZM146 150H147V149H146ZM249 150H250V152L252 151V150H251V147H249ZM100 151H102V152H100ZM105 151H106L105 153H108V152L110 151V148H109V149L107 148V150H105ZM144 151H145V150H144ZM154 151H153V153H156V152H154ZM238 151H239V150H238ZM247 151H248V149H247ZM59 152L61 153V151H59ZM63 152H64V151H63ZM80 152H82V151H80ZM80 152H79V153H80ZM140 152H141V151H140ZM229 152H230V158H231V159H234L235 162H236L237 157H236V153H235V151L231 150V151H229ZM262 152H263V151H261V153H262ZM60 153H59V154H60ZM146 153H145V155H146ZM216 153H217V152H216ZM258 153H259V152H258ZM20 154H21V153H20ZM68 154H70V153H68ZM81 154H82V155H85V154H83V153H81ZM81 154H79V157H78V158L76 157L75 159H80V157H81L80 155H81ZM87 154H88V153H87ZM126 154H127V153H126ZM256 154H257V153H256ZM262 154H263V153H262ZM63 155H64V154H63ZM75 155H76V154H75ZM142 155H143V154H142ZM147 155H148V154H147ZM147 155H146V156H147ZM149 155H151V153H150ZM149 155H148V157H149ZM204 155H205V154H204ZM67 156H68V155H67ZM69 156H70V155H69ZM100 156H99V158H100ZM146 156L143 155L142 160L144 159V157L147 158ZM151 156H152V155H151ZM153 156L155 157V154H154ZM43 157H44V156H43ZM57 157H58V156H57ZM65 157H66V156H65ZM89 157H90V158H87V157H86V158L89 159L90 161H91V160L93 161V160H94L93 158H95V157L92 158L91 155H90ZM139 157H140V156H139ZM141 157H142V156H141ZM141 157H140V158H141ZM203 157H204V156H203ZM82 158L85 159L84 156H83ZM91 158H92V159H91ZM97 158H98V157H97ZM152 158H153V157H152ZM87 159H85V160H86V162L84 161L85 163L80 162L79 160H77V161H79V163H78L77 165H79V164L81 163L80 166H81V165H83L82 167H84V165L87 166L86 163L90 164L89 161H88ZM129 159H130V158H129ZM136 159H137V158H136ZM136 159H135V160H136ZM67 160H68V159H67ZM80 160H82V159H80ZM138 160L141 161V159H138ZM138 160H136L135 162H137ZM1 161H2V159H1ZM1 161H0V162H1ZM28 161H29V160H28ZM74 161H75V160H74ZM87 161H88V162H87ZM92 161H91V162H92ZM34 162H35V161H34ZM72 162H73V161H72ZM138 162H139V161H138ZM138 162H137V163H138ZM148 162H149V161H148ZM154 162H155V161H154ZM19 163H20V162H19ZM19 163L14 164V167L12 166V168L10 169L11 171H10V173H9V174H10V176H9L10 178H9V179H10L11 181L13 180V181H17L18 183H22V182L25 180V178L29 177L30 179L33 180V182L31 183V185L34 184L33 186H31V188L34 189V190H36V191H35L36 194H35V195L33 194V195L35 196V199H36L37 196H41V195L47 194V193H48V189L51 187V186H50L51 184H50L49 182H48L47 184L45 183V178H44V176H43L42 174H40V173H42V172H39V170H38V169H40V171H42V169H43L44 166H42L41 168H40V167H39V168H38V167L36 168V166H32L34 170H33V169L31 170L30 167L26 166L27 168H24V166H23V165H20ZM54 163H55V162H54ZM61 163H62V162H61ZM82 163H83V164H82ZM92 163H93V162H92ZM42 164H43V163H42ZM49 164H51V163H49ZM72 164H73V163H72ZM138 164H140V163H138ZM46 165H47V164H46ZM150 165H152V164H150ZM37 166H38V165H37ZM64 166H65V165H64ZM152 166H153V165H152ZM156 166H157V165H156ZM82 167H81V168H82ZM29 168H30V169H29ZM48 168H49V167H48ZM63 168H64V167H63ZM67 168H68V167H67ZM81 168H79V169H81ZM93 168H94V167H93ZM36 169H37V170H36ZM83 169H84V168H83ZM221 169H222V168H221ZM26 170H29V171H26ZM44 170H45V169H44ZM54 170H55V169H54ZM260 170H261V169H260ZM168 171H169V170H168ZM216 171H217V170H216ZM45 172H46V171H45ZM169 172H170V171H169ZM242 172H243V174H244V177H248V175H249L248 170H245V169H244V171H242ZM51 173H52V172H51ZM46 174H48V173L46 172ZM59 174H60V173H59ZM206 174H207V173H206ZM17 175H18V176H17ZM48 175H49V174H48ZM50 175H51V174H50ZM94 175H95V173H94ZM164 175H165V174H164ZM169 175H170V174H169ZM169 175H168V176H169ZM56 176H57V175H56ZM71 176H72V175H71ZM91 176H93V172L91 173ZM171 176H173L172 173H171ZM82 178H83V177H82ZM84 178H85V177H84ZM169 178L171 179L172 177H169ZM259 178H260V177H259ZM70 179H72V178H70ZM86 179H87V178H86ZM88 179H89V178H88ZM91 179H92V178H91ZM32 180H31V181H32ZM89 180H90V179H89ZM31 181H30V182H31ZM87 181H88V180H87ZM88 182H89V181H88ZM149 182H150V181H149ZM149 182H148V183H149ZM71 183L73 184V182L71 181L70 184H68L69 187L71 186ZM153 183H154V182H153ZM2 184H3V183H2ZM22 184H23V183H22ZM22 184H21V185H22ZM112 184H113V183H112ZM156 184H157V183H156ZM257 184H258V183H257ZM26 185H27V184H26ZM68 185H67V186H68ZM87 185H88V184H87ZM114 185H115V184H114ZM259 185H260V184H259ZM259 185H257V186L259 187ZM2 186H3V185H2ZM15 186H17V185L15 184ZM62 186H64V185H62ZM73 186H74V185H73ZM148 186H151V185H148ZM257 186H256V187H257ZM4 187H5V185H4ZM6 187L8 188V185H7ZM93 187H94V186H93ZM95 187H96V186H95ZM151 187H153V186H151ZM250 187H252V186H250ZM9 188H11V187H9ZM64 188H66V187H64ZM147 188H148V187H147ZM15 189H16V187H15ZM60 189H61V188H60ZM255 189H256V188H255ZM259 189H261V188L259 187ZM11 190H12V189H11ZM18 190H19V189H18ZM20 190H21V189H20ZM20 190H19V191H20ZM55 190H56V189H55ZM55 190H54V191H55ZM63 190H64V189H63ZM173 190H174V189H173ZM249 191H250V190H249ZM16 193H18V191H16ZM19 193H20V192H19ZM57 193H58V191H55V194H56L57 196H56V199H54V202L58 205V204L60 203V197H59V194H57ZM11 194H12V193H11ZM227 194H228V193H227ZM12 195H13V194H12ZM15 195H16L17 197L15 196L16 198L13 197V199H14V198L17 199L18 196H19V194H18V195L15 194ZM33 195H30V196H33ZM26 198H27V197H26ZM85 198H86V194H85L84 189H83L80 195L71 197L70 200H69V202H73L74 204H76V203H77V204H80V203H82L83 201H85ZM257 198H258V197H257ZM260 198H261V197H260ZM11 199H12V198H11ZM13 199L11 200V204H12V202L15 203V201H17V200H13ZM139 199H140V198H139ZM141 199H142V198H141ZM233 199H234V198H233ZM28 200H32V199L29 198ZM251 200H252V199H251ZM256 200H257V199H256ZM256 200H255V202H256ZM164 201H165V200H164ZM6 202L9 203L10 201L8 200V201H6ZM128 202H129V201H128ZM188 202H189V200H188ZM190 202H191V200H190ZM190 202H189V203H190ZM247 202H248V201H247ZM251 202L254 203L253 200H252ZM251 202H250V203H251ZM8 203H5V204L7 205ZM185 203H186V202H185ZM189 203H188V204H189ZM239 203H240V202H239ZM250 203H249V204H250ZM5 204H4V205H5ZM48 204H49V202H48ZM188 204H187V205H188ZM241 204H242V202H241ZM62 205H63V204H62ZM67 205H68V204H67ZM67 205H66V206H67ZM154 205H155V204H154ZM154 205H153V206H154ZM187 205H186V206H187ZM150 206H151V205H150ZM62 207H63V206H62ZM56 208H57V206H56ZM134 208H135V207H134ZM184 208H185V207H183V209H184ZM249 208H251V204H250V207H248V208L246 207V208H245V210H247V212H248V210H249V212H248V214H247V219H246V220L243 219L244 221H246L245 223H247V222L254 223V220H255V219H254V214H255V213H259V215H260V216L263 218V220H264V210H260V211L256 212L254 209H249ZM252 208H253V207H252ZM262 209H263V208H262ZM132 210H133V208H132ZM149 210H150V208H149ZM241 210H242V209H241ZM243 210H244V208H243ZM243 210H242V211H243ZM130 212H131V211H130ZM145 212H146V211H145ZM163 212H164V211H163ZM161 213H162V212H161ZM161 213H160V214H161ZM244 213H245V212H244ZM129 216H130V214H129ZM145 216H146V215H145ZM159 216H160V215H159ZM159 216H158V217H159ZM49 217H50V216H49ZM155 217H156V216H155ZM190 217H191V216H190ZM194 217H195V216H194ZM196 217L199 218V219H201V218L204 217L203 209H200V210L197 212ZM236 217H237V216H236ZM238 217H239V215H238ZM47 218H48V217H47ZM244 218H245V217H244ZM48 219H49V218H48ZM147 219H148V218H147ZM208 219H209V218H208ZM43 220H44V219H43ZM203 220H204V219H202V221H203ZM241 220H242V219H241ZM186 221H187V220H186ZM188 221H189V219H188ZM155 222H156V221H155ZM195 222H196V220H195ZM43 223H44V222H43ZM169 223H170V222H169ZM188 223H189V222H188ZM198 223H199V222H198ZM245 223H244V224H245ZM170 224H172V223H170ZM176 224H177V223H176ZM189 224H190V223H189ZM231 224H232V223H231ZM218 225L220 226V224H218ZM226 225H227V224H225L224 226L221 225L222 227H221V230H220V232H219L220 235L216 236L214 239H213L212 234H210V233H209V230H208L207 233H206V235L204 234V235H205V236H204V240L207 241V240H210V239H211V241H212L211 246H213L214 244L218 245L221 241H223V240H224L226 237H228V236H235V235H234V227H233V225H232V226H226ZM253 225H254V224H253ZM67 227H68V226H67ZM67 227H66V228H67ZM91 227H93V225H92ZM254 227H255V225H254ZM254 227L250 230V232H251V231H255V232H256V227H255V228H254ZM51 228H53V227H51ZM200 228H201V227H200ZM69 229H70V228H69ZM87 229H88V228H87ZM191 229H192V228H191ZM205 229H206V228H205ZM1 230H2V229H1ZM51 230H52V229H51ZM90 230H91V229H90ZM144 230H145V229H144ZM184 230H185V229H184ZM203 230H204V229H203ZM91 231H92V230H91ZM205 231H206V230H204L203 233H205ZM88 232H89V231H88ZM143 232H144V231H143ZM186 232H187V231H186ZM200 232H201V231H200ZM250 232H249V233H250ZM203 233H202V234H203ZM236 233H237V232H236ZM47 234H48V233H47ZM91 234H92V233H91ZM49 235H50V234H49ZM183 235H184V234H183ZM42 236H43V235H42ZM60 236H61V234H60ZM221 236H224L223 239H221ZM54 237H55V236H54ZM202 240H203V239H202ZM166 242H167V241H166ZM181 242H182V241H181ZM181 242H180V244H178V245H180L181 247L178 246V247L176 248V252H177V251L179 252V251L182 250V253H183V254L186 253V254H187L186 256L190 257L191 259H194V262H193L192 264H203V263H204L205 258H206V253H204L203 251H200V248L198 247V245L193 244L194 247H195V245H196V247L199 248V249H197V248L194 249V247H192L193 249H191V248H188V245L191 246L190 244H188V245L186 246L185 242H183V243L185 244V247L188 249V250H187V249H186V250H183L184 248L182 249L183 246H182V243H181ZM163 243H164V242H163ZM202 243H203V241H202ZM0 244H1V243H0ZM71 247H72V246H71ZM179 247H180V248H179ZM163 248H164V246H163ZM189 249H190V250H189ZM160 250H161V253H162V247H161ZM192 250H193V251H192ZM194 250H195V251H194ZM196 250H197V251H196ZM198 251H199V253H198ZM0 252H1V251H0ZM108 252L110 253V251H108ZM163 252H164V250H163ZM176 252H175V254H176ZM1 253H4V252L2 251ZM164 253H165V252H164ZM182 253H181V254H182ZM200 253H203V254H200ZM145 254H146V252H143V255H145ZM0 255H1V254H0ZM172 256H173V255H172ZM160 257H161V256H160ZM111 258H113V257H111ZM118 258H119V257H118ZM113 259H117V258L114 257ZM113 259H111V260H113ZM144 259H145V258H144ZM170 259H172V258H170ZM66 260H67V259H66ZM68 260H69V259H68ZM62 261H63V260H62ZM70 261H72V260H70ZM177 261H178V260H177ZM57 262H58V261H57ZM67 262H68V261H67ZM67 262H66V263H67ZM50 263H51V262H50ZM59 263H60V262H59ZM66 263L63 262V264H66ZM51 264H52V263H51ZM74 264H75V263H74ZM171 264H175V263L171 262ZM189 264H191V263H189Z\"/></svg>", "mask_w": 264, "mask_h": 264}]
</instances>
